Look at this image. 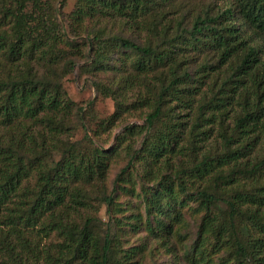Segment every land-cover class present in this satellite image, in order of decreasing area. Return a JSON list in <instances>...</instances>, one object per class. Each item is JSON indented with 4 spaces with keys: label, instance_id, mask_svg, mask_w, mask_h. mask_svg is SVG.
<instances>
[{
    "label": "trees",
    "instance_id": "obj_1",
    "mask_svg": "<svg viewBox=\"0 0 264 264\" xmlns=\"http://www.w3.org/2000/svg\"><path fill=\"white\" fill-rule=\"evenodd\" d=\"M52 1L0 0V264H264V0Z\"/></svg>",
    "mask_w": 264,
    "mask_h": 264
},
{
    "label": "rangeland",
    "instance_id": "obj_2",
    "mask_svg": "<svg viewBox=\"0 0 264 264\" xmlns=\"http://www.w3.org/2000/svg\"><path fill=\"white\" fill-rule=\"evenodd\" d=\"M58 0H54L51 2L52 7L57 8L59 3H57ZM72 0H67L65 5V11H69L71 7L73 6ZM114 29L120 30V24L117 22H114ZM126 58V57H125ZM126 65H128L131 62V59H126ZM83 62L77 63L75 66V69L73 70V73H71L69 76H67L64 86L70 96V98L77 103L79 106H81L84 110H87V104L92 103L93 109H94V116L97 119H103L108 118L112 113L114 112V105L110 98H104L99 93L96 92L95 88L91 86V81H97L98 79L103 80L105 83L110 78V75L104 72L99 73L96 75L94 72H88L85 71V68L82 66ZM106 69V68H105ZM111 69L112 68H108ZM110 72V70H108ZM88 111V110H87ZM127 118V117H126ZM127 121L129 122H138V124L142 123V120L138 117H128ZM95 128V126H94ZM121 130V124H117L112 129L101 133V142H103L105 145V148H108L109 145L112 143V137L119 133ZM100 216L102 218H105L104 210L100 211Z\"/></svg>",
    "mask_w": 264,
    "mask_h": 264
}]
</instances>
